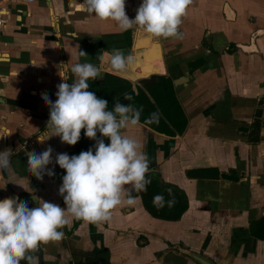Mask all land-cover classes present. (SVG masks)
Segmentation results:
<instances>
[{
	"label": "crops",
	"instance_id": "0c3cea01",
	"mask_svg": "<svg viewBox=\"0 0 264 264\" xmlns=\"http://www.w3.org/2000/svg\"><path fill=\"white\" fill-rule=\"evenodd\" d=\"M80 2L0 0V151L15 153L0 172V200L19 197L34 208L29 187L64 207L58 189L65 173L54 158L79 155L95 141L83 130L74 146L50 137L42 94L54 102L61 78L72 82L78 51L99 67L88 90L107 100L109 110L117 100L142 109L140 124L122 131L142 143L150 183L132 193L134 204L113 209L108 221L69 216L60 229L64 238L40 245L39 264H198L189 253L214 264H264V223L254 224L264 217V0H192L180 26L183 39L159 40L140 29L121 32ZM125 3L134 18L141 0ZM112 49L132 56L133 72L130 66L122 74L110 70L101 52ZM138 66L143 73L134 78L159 74L148 83L131 81ZM154 113L159 122L147 123ZM49 146L55 175L37 180L26 153ZM210 169L237 180L194 174ZM166 184L186 196L180 218L167 203L170 194L163 207L153 202V186ZM145 195L161 217L145 207Z\"/></svg>",
	"mask_w": 264,
	"mask_h": 264
},
{
	"label": "clouds",
	"instance_id": "9594fccd",
	"mask_svg": "<svg viewBox=\"0 0 264 264\" xmlns=\"http://www.w3.org/2000/svg\"><path fill=\"white\" fill-rule=\"evenodd\" d=\"M191 4L192 0H141L135 17L129 18L125 0L80 2L96 19L114 21L121 32L140 29L157 40L183 39L180 26ZM103 57H107V64L115 74L125 72L133 59L121 49L102 51ZM81 58H85L84 62H80ZM87 58L86 52L78 51L77 62L70 68L72 82L69 84L68 79L61 78L56 86L55 101L47 94H42V100L49 109L46 129L50 137H59L62 144L74 146L83 130L84 137L94 140L95 144L79 155L56 154L54 163L65 173L58 189L63 208L36 196L29 187L24 190L36 202L34 208L19 197L0 200V264H21L22 261L39 264L36 253L40 245L62 240L64 232L60 229L69 223V216L90 223L108 221L113 209L121 204H134L132 193L146 190L150 183L147 179L150 160L142 143L122 131L140 124L142 109L117 100L109 110L107 100L88 90V81L101 73ZM124 99L132 97L125 94ZM146 122L158 123L159 117L154 113ZM14 155L11 148L0 151V172L9 169ZM26 156L27 170L37 180L55 175L48 167L53 164L50 146L42 152H27ZM153 202L163 207L164 196L156 195Z\"/></svg>",
	"mask_w": 264,
	"mask_h": 264
},
{
	"label": "trees",
	"instance_id": "16d2710c",
	"mask_svg": "<svg viewBox=\"0 0 264 264\" xmlns=\"http://www.w3.org/2000/svg\"><path fill=\"white\" fill-rule=\"evenodd\" d=\"M194 174L197 177L208 178V179H216V178H219L221 176V178L225 179V180H232V181L237 180L236 177L233 178V177L227 176L225 174L219 175L217 171H214L212 169L200 170V171L195 172ZM173 190L176 191V193H175L176 196H173V194H172ZM164 191H166L167 193ZM161 192L166 193V194H164V198L166 197L165 195L168 196V194H170V196H168L170 198L169 200L173 201L171 203V206L173 209H175L178 212L176 217L180 218L182 216V214L187 210V199H186V196L184 195V193L182 191H180L177 187H174V186H171L168 184L162 185V188L157 187V186H153L152 194H154V196L161 195ZM143 199H144L145 207L151 213H153V209H151V206L149 205L148 195L147 196L145 195ZM153 214L156 217H161L159 214H156V213H153ZM261 223H264V217H262V219H260L259 221L254 222V224H261ZM254 224L253 223L250 224L251 234H252V230L254 228Z\"/></svg>",
	"mask_w": 264,
	"mask_h": 264
},
{
	"label": "water",
	"instance_id": "95a60500",
	"mask_svg": "<svg viewBox=\"0 0 264 264\" xmlns=\"http://www.w3.org/2000/svg\"><path fill=\"white\" fill-rule=\"evenodd\" d=\"M158 55V54H157ZM130 68L132 69V72H133V69L134 67L136 66L134 62H132L130 65ZM138 69L140 71V73L138 74H129L131 76H129L128 79H132L131 81H137V80H140L142 81L143 83L146 82L148 83V79H154V77H157L159 73H156V74H150L148 76H145V77H140V78H134V77H137V76H141L142 73H143V67L142 66H138ZM154 70H157V68H155ZM153 77V78H152ZM158 79V78H157ZM189 255L198 263V264H214L211 260L209 259H206L200 255H196V254H192V253H189Z\"/></svg>",
	"mask_w": 264,
	"mask_h": 264
},
{
	"label": "built area",
	"instance_id": "2783aa9c",
	"mask_svg": "<svg viewBox=\"0 0 264 264\" xmlns=\"http://www.w3.org/2000/svg\"><path fill=\"white\" fill-rule=\"evenodd\" d=\"M2 23H3V21H2L1 18H0V26L2 25Z\"/></svg>",
	"mask_w": 264,
	"mask_h": 264
},
{
	"label": "flooded vegetation",
	"instance_id": "af4514ba",
	"mask_svg": "<svg viewBox=\"0 0 264 264\" xmlns=\"http://www.w3.org/2000/svg\"><path fill=\"white\" fill-rule=\"evenodd\" d=\"M146 112V111H145Z\"/></svg>",
	"mask_w": 264,
	"mask_h": 264
}]
</instances>
